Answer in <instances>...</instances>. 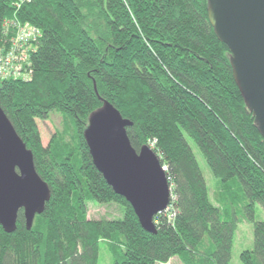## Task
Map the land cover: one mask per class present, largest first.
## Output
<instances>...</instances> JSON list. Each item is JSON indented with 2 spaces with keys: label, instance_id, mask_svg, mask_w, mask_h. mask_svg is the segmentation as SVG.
Here are the masks:
<instances>
[{
  "label": "trees",
  "instance_id": "obj_1",
  "mask_svg": "<svg viewBox=\"0 0 264 264\" xmlns=\"http://www.w3.org/2000/svg\"><path fill=\"white\" fill-rule=\"evenodd\" d=\"M207 7V0H0V47L5 20L40 32L28 52L30 80L0 79V107L50 194L30 230L22 210L14 232L0 226V264H98L100 245L111 264H229L237 212L253 225L241 263L264 264V221L254 216L257 204L264 209V138ZM103 102L132 123L133 149L154 142L166 168L170 202L154 218L156 234L142 229L92 163L84 132ZM51 113L66 126L44 147L37 120ZM188 139L218 182V204ZM91 204L117 205L121 215L89 219Z\"/></svg>",
  "mask_w": 264,
  "mask_h": 264
},
{
  "label": "water",
  "instance_id": "obj_2",
  "mask_svg": "<svg viewBox=\"0 0 264 264\" xmlns=\"http://www.w3.org/2000/svg\"><path fill=\"white\" fill-rule=\"evenodd\" d=\"M208 19L231 54L232 75L254 126L264 138V0H207ZM132 123L108 102L92 113L84 139L92 163L113 192L132 207L142 229L156 234L154 218L168 208L166 168L144 146L136 152L126 128ZM33 154L0 107V226L14 232L18 212L27 229L49 201Z\"/></svg>",
  "mask_w": 264,
  "mask_h": 264
},
{
  "label": "rangeland",
  "instance_id": "obj_3",
  "mask_svg": "<svg viewBox=\"0 0 264 264\" xmlns=\"http://www.w3.org/2000/svg\"><path fill=\"white\" fill-rule=\"evenodd\" d=\"M2 79V78H0ZM37 126L39 129L40 137L42 145L45 147L49 143L50 138L56 133H63L65 130V124L62 118L57 113H51L44 120H37ZM69 128V127H67ZM70 130V129H68ZM66 140L70 141L71 134L66 133ZM188 143L195 155V158L198 162V165L201 169L202 175L205 179L208 193L211 201L214 204H218L217 195H218V182L210 173L202 155L199 150L195 146V144L188 139ZM240 205L236 207L239 211ZM240 224L238 226V230L234 236V242L231 253V260L229 264H242L240 261V254L245 250H252L253 246V225L249 223L245 218L242 217V213L237 212ZM120 209L117 205H95L91 204L88 210V218L89 219H100V218H118L120 217ZM255 220L256 221H264V209L261 205L257 204L255 206ZM98 264H111L110 256L108 255L107 248L104 245H100L99 251V263ZM170 264H181L180 261L176 258Z\"/></svg>",
  "mask_w": 264,
  "mask_h": 264
},
{
  "label": "built area",
  "instance_id": "obj_4",
  "mask_svg": "<svg viewBox=\"0 0 264 264\" xmlns=\"http://www.w3.org/2000/svg\"><path fill=\"white\" fill-rule=\"evenodd\" d=\"M3 41L0 47V78L28 81L31 78L28 52L40 32L16 19L3 22ZM151 150L154 142L148 146ZM167 210V209H166Z\"/></svg>",
  "mask_w": 264,
  "mask_h": 264
},
{
  "label": "crops",
  "instance_id": "obj_5",
  "mask_svg": "<svg viewBox=\"0 0 264 264\" xmlns=\"http://www.w3.org/2000/svg\"><path fill=\"white\" fill-rule=\"evenodd\" d=\"M176 258H174V259H172V260H170L167 264H170L173 260H175Z\"/></svg>",
  "mask_w": 264,
  "mask_h": 264
}]
</instances>
